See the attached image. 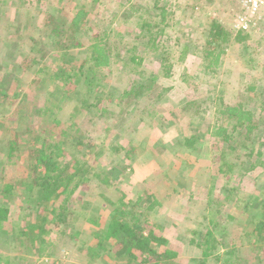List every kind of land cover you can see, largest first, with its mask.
<instances>
[{"label": "rangeland", "instance_id": "374dc122", "mask_svg": "<svg viewBox=\"0 0 264 264\" xmlns=\"http://www.w3.org/2000/svg\"><path fill=\"white\" fill-rule=\"evenodd\" d=\"M80 6L89 16L72 34ZM237 8L236 0H0V205L9 208L0 264H127L117 243L88 254L116 208L169 240L174 255L158 251L152 264H264V24L232 28ZM48 14L65 41L77 35L67 55ZM215 23L228 41L213 38ZM101 38L110 63L98 67L91 44ZM238 105L253 112L249 134L221 113ZM48 137L81 173L41 200L31 141Z\"/></svg>", "mask_w": 264, "mask_h": 264}, {"label": "trees", "instance_id": "16d2710c", "mask_svg": "<svg viewBox=\"0 0 264 264\" xmlns=\"http://www.w3.org/2000/svg\"><path fill=\"white\" fill-rule=\"evenodd\" d=\"M88 16L89 10L84 6H80L70 20V25L67 26L68 30H70L72 34H74L75 30L79 32L83 20H85V18L88 19ZM51 17L52 16L48 14V23H52V35H54L53 42L56 50L59 51V53L67 55L70 52V48L75 45L73 40H76L77 35L73 36L70 34L69 38L65 41L66 30L60 28L62 27L60 25L53 24ZM215 26L216 32H211L213 38H215L217 32H221L220 34L224 35L223 39L228 41L230 33L218 23H215ZM101 39L91 44V58L94 61L93 64L98 67L107 66L110 63V54L107 51L105 42ZM207 54L213 55V52L209 51ZM220 54L221 52L216 55V59L214 60L215 64L218 63ZM78 72L81 75L85 74L83 64L78 67ZM221 113L227 114L230 118H235L236 127L242 128L244 126L247 134L257 128L256 123L253 122V112L251 110H246L241 105L225 106V108L221 110ZM219 131L217 132L218 134L220 133ZM49 139V137L44 138L39 145L36 140L31 141L33 152L30 154L31 160L29 163V170L32 177L31 184L34 188L32 193L37 190V197L41 200L44 198L50 199L52 196L58 195V189L61 185L63 186L62 190H64L81 173V168L77 167H74V172H71L70 163L62 162V153L60 154V151H64L61 144L51 142ZM11 149L13 150V148ZM223 164L224 166L225 164L226 166L228 165L227 169H225V167L222 168L224 172H230L234 167V164L230 162H223ZM13 186L12 184H7L4 189L5 194L9 195ZM157 204H159V202L156 199L149 209H153ZM54 208L55 207L52 208V212L56 211ZM8 214L9 208L0 205V221H6ZM60 215H62V213H60ZM121 215H124V210H118V208H116L111 222L106 226L105 230H103V235H101L99 241L90 246L88 251L89 255L93 257L97 253H100L99 250L106 251L108 249V246H105L107 243L110 245H115V243H117L118 246H120L118 253L123 257L125 256L127 264H152L151 256L158 251H161L162 255L168 257L167 261L170 259L171 255H174L171 253L170 249L167 248L169 240L166 237L158 236L154 230L148 229V231L146 227H142L139 224L132 225L124 217H120ZM257 228L258 235L264 236V221L259 222ZM208 233L211 234L210 232ZM101 254L103 255V252ZM204 255H208L207 250L204 251ZM167 261L165 264H167ZM238 262L225 260L224 264H239Z\"/></svg>", "mask_w": 264, "mask_h": 264}, {"label": "built area", "instance_id": "2783aa9c", "mask_svg": "<svg viewBox=\"0 0 264 264\" xmlns=\"http://www.w3.org/2000/svg\"><path fill=\"white\" fill-rule=\"evenodd\" d=\"M238 11L231 22L238 31H250L264 24V0H236Z\"/></svg>", "mask_w": 264, "mask_h": 264}]
</instances>
